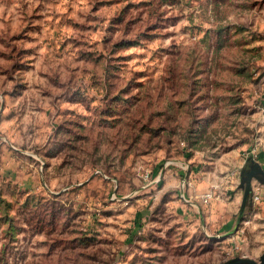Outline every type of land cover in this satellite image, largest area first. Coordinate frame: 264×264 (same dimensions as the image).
Listing matches in <instances>:
<instances>
[{"label": "rangeland", "instance_id": "rangeland-1", "mask_svg": "<svg viewBox=\"0 0 264 264\" xmlns=\"http://www.w3.org/2000/svg\"><path fill=\"white\" fill-rule=\"evenodd\" d=\"M255 159L264 0H0V264L259 263Z\"/></svg>", "mask_w": 264, "mask_h": 264}, {"label": "water", "instance_id": "water-1", "mask_svg": "<svg viewBox=\"0 0 264 264\" xmlns=\"http://www.w3.org/2000/svg\"><path fill=\"white\" fill-rule=\"evenodd\" d=\"M245 175L246 174H244V170H243L242 176H241V181H242L241 188H243V198H242V202L240 205V213L244 212L245 207L249 203L252 179H256L257 181L264 183V170H262L260 166L257 170L250 172L247 175V177H245ZM231 263L233 264H264V250H263L259 263L249 258H238V259L232 260Z\"/></svg>", "mask_w": 264, "mask_h": 264}, {"label": "built area", "instance_id": "built-area-1", "mask_svg": "<svg viewBox=\"0 0 264 264\" xmlns=\"http://www.w3.org/2000/svg\"><path fill=\"white\" fill-rule=\"evenodd\" d=\"M170 165H178L182 170L185 171L182 179H181V188H180V195L181 197L188 203H191V201L186 198L185 196V192H186V188H190L192 182H191V179H190V176H188L187 173V170L189 168L188 164L186 162H183V161H180V162H175L173 160H170L168 162L165 163V166H170ZM145 178L149 179L150 178V174L149 172H146L144 174ZM160 176H157V178H154L153 181L154 182H158V178ZM151 179V178H150ZM217 185L214 184L208 191H206L205 193L201 194V200L203 202H209L210 200H212L213 198L217 197L218 193H217ZM259 198H260V195L255 192L252 196V199H253V202H257L259 201Z\"/></svg>", "mask_w": 264, "mask_h": 264}, {"label": "crops", "instance_id": "crops-1", "mask_svg": "<svg viewBox=\"0 0 264 264\" xmlns=\"http://www.w3.org/2000/svg\"><path fill=\"white\" fill-rule=\"evenodd\" d=\"M255 161H257V164L260 165L259 163L260 160L255 159ZM190 165V164H189ZM262 167V166H261ZM253 180V179H252ZM257 192L260 195L259 201L257 202H253L252 196L253 194ZM242 198H243V192L242 193H235L234 194V204H239L242 202ZM262 203V208L264 207V189L261 188L257 183L252 185L251 188V194H250V200L249 203L247 204V206L244 209V212L246 214H248L249 212H252L251 210H254V205L256 206L257 204H261ZM241 205V204H240Z\"/></svg>", "mask_w": 264, "mask_h": 264}, {"label": "flooded vegetation", "instance_id": "flooded-vegetation-1", "mask_svg": "<svg viewBox=\"0 0 264 264\" xmlns=\"http://www.w3.org/2000/svg\"><path fill=\"white\" fill-rule=\"evenodd\" d=\"M248 169H251V163H250V162L246 165V168H245V170H244V174L247 173V170H248Z\"/></svg>", "mask_w": 264, "mask_h": 264}]
</instances>
